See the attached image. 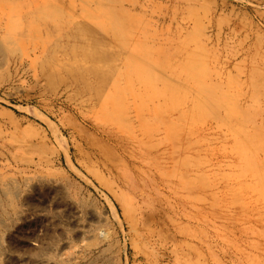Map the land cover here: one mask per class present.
<instances>
[{"label": "rangeland", "instance_id": "1", "mask_svg": "<svg viewBox=\"0 0 264 264\" xmlns=\"http://www.w3.org/2000/svg\"><path fill=\"white\" fill-rule=\"evenodd\" d=\"M0 264H264V0H0Z\"/></svg>", "mask_w": 264, "mask_h": 264}, {"label": "bare ground", "instance_id": "2", "mask_svg": "<svg viewBox=\"0 0 264 264\" xmlns=\"http://www.w3.org/2000/svg\"><path fill=\"white\" fill-rule=\"evenodd\" d=\"M8 19H9L8 28L10 30H15V31L21 32L20 41L24 40V37L22 36V32L25 33V31L29 30L28 28H30V25L32 27L35 24V23H33L34 19H31V18L28 19L27 24L26 23L22 24L20 22V19H18L17 17L16 18L12 17V18H8ZM19 23H21V25ZM23 25H25V26L23 27Z\"/></svg>", "mask_w": 264, "mask_h": 264}]
</instances>
